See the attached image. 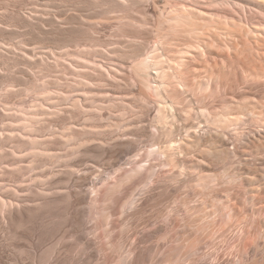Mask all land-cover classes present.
<instances>
[{"label": "bare ground", "instance_id": "6f19581e", "mask_svg": "<svg viewBox=\"0 0 264 264\" xmlns=\"http://www.w3.org/2000/svg\"><path fill=\"white\" fill-rule=\"evenodd\" d=\"M92 1L96 6H108L105 13L118 14L114 18L118 22L116 29L121 34L119 37H129V50L118 45L107 52L103 48L104 52H99L96 58L109 59V66H104L102 59L100 62L94 60L95 55L89 51H73L70 58L79 68L69 64L78 77L77 86L101 90V83H96L106 78L117 85L119 74L127 68V79L137 80L138 83L131 84V92H126L132 93L129 104L124 103L126 96L123 92L117 95L111 93L108 99H99L97 103L90 102L96 112L120 105L121 114L112 121L101 114L102 117L97 119L87 118L92 121L91 124L63 125L59 130L38 128L37 124L44 121L40 120L43 119L41 116L56 114L62 107V101H69L74 109L86 110L78 95L92 94L78 91L75 97V93L69 94L74 89L69 85V91L63 95L58 91L61 87L58 84L52 88L59 95L57 101H53L55 98L49 95L41 103L38 102L36 108L29 111L19 108L20 112L11 111L6 104L0 105V119L7 122L0 127V264H7L5 246H11L20 253H25L24 248L28 247L31 264H53L60 241L37 250L33 246L36 236L32 231L36 225L47 227L58 219L65 223L66 220L70 221L69 238L76 242L82 253L88 254L89 263L97 264V244H102L101 239L110 236V226L115 222L113 217L117 216L124 223L129 222V217L138 214L144 205L136 204L135 199H131L133 188L139 182L145 183L144 180L159 184L162 179L165 180V173L175 187L183 185L185 190H192L191 194H199L204 199L200 207H192L189 199L174 196V201L185 209L187 219L174 237L182 244H169L171 251L184 248V254H188L186 258L191 257L192 260V256H197L199 246L214 247L219 243L228 250L220 246L226 251L224 256L229 255L234 264H264V0ZM148 2L153 5L157 16H154L157 21L152 20L153 24L149 22L150 13L144 7ZM130 13L138 15V18L129 16ZM108 18V15L104 16L106 21ZM126 27L136 30L132 36L124 33ZM149 29L155 39L151 46L148 42L143 43V40L139 42V32ZM29 54L25 50L26 61L32 58ZM62 54H69V50L58 54L57 58L52 54L56 59L54 64H59ZM85 70L96 72L98 78ZM47 89L46 84L37 86L39 91ZM188 94L196 97L194 102L188 98ZM68 96L75 98L68 99ZM197 97H202V102ZM128 108L140 112V116L137 114L140 122L151 111L155 112L151 124L141 126L137 122L136 125L128 123L122 118ZM14 121L20 124L16 125L18 122L14 124ZM183 122L194 126L185 130L182 128ZM178 123H181V127ZM112 127L116 128L114 134L110 131ZM232 127L239 129L235 137L243 143L244 150L241 152H244H239L242 157L235 151L231 152L225 144V136L232 132ZM206 131L218 141H210L205 136L208 134ZM140 135H150L158 143L150 142L147 150L128 156L123 162L129 152V138L138 140ZM199 146V158H196L197 154L193 158L191 154ZM222 154H234L235 159L241 157V163L248 168L244 173H230L229 166L224 164L220 172L214 173L208 162L223 161ZM101 155L110 160V172L105 176L95 175L93 168H81L86 161ZM153 156L161 160L159 167L168 166V170H156L149 163ZM46 168L48 172L42 174ZM145 172L148 178L143 177ZM191 173L195 175L191 176ZM239 183L245 188H240L245 190L244 196L228 193V189L221 197L215 193L220 186L227 188ZM86 189L87 195L84 196L82 193ZM176 192L174 195H177ZM219 197H223V200ZM109 203L113 205L110 210H101L103 205ZM83 205L87 206L85 210L82 209ZM160 214H156V219L147 218L150 220L147 222L146 219L147 224L144 221L146 228H152L155 234L167 221L166 214ZM84 221L89 228L84 227ZM165 235L158 237L155 246L158 251L164 249L162 239ZM4 237L10 241L8 244L3 241ZM106 240L102 246L110 247L107 244L110 240ZM20 242L25 245H20ZM129 245L126 251L135 256L136 264L140 249ZM16 258L10 260L17 264ZM182 258L185 259V256ZM177 259L170 257L167 263L180 264V258ZM142 261L147 263V258L144 257Z\"/></svg>", "mask_w": 264, "mask_h": 264}, {"label": "rangeland", "instance_id": "374dc122", "mask_svg": "<svg viewBox=\"0 0 264 264\" xmlns=\"http://www.w3.org/2000/svg\"><path fill=\"white\" fill-rule=\"evenodd\" d=\"M152 6L153 5L151 4V2H148V4H146L144 7H146V11L150 13L149 22L153 24L154 21L152 22V20L157 21V18L155 19V17L157 16L155 12L153 11ZM107 8L108 6L94 5L92 0H0V105L6 104V106L12 109L11 111L16 110V112H20V110H18L19 108L26 109V110L36 108L37 107L36 104H38V102L41 103L44 97L49 96V95L50 96L52 95L51 97L55 98L53 99V101H57L60 99L59 95L58 93L53 91L54 89L52 88H53V85L59 84V86L61 87L59 88L60 90L58 89V91L62 92V94L63 93L65 94L67 91H69L68 90L69 85L70 87L74 86V89H72L71 92H69V94H74V93L76 94V92L78 91L79 92L86 91V94H92V96H82V94L78 95L80 97V100L83 103L84 108H86V110L74 109L71 106L69 101H62L61 103L62 107L60 110H58L56 114H52V115L49 114L48 116L44 115V117L41 116V118L43 119H40V120H44V121H40L37 124L38 128L42 126L43 128L47 127L45 129L55 128L59 130V128L61 129L65 125L66 126H76V124H79L82 122L91 124L92 121L87 120V118L97 119L103 116L104 118L109 117V120L111 119L113 120L114 117H117L118 115H120L121 114L120 105L109 108L110 110L104 109L101 112H96V110L93 109V107H91L90 102L96 101L97 103V100L99 101V99L105 100V99H108L109 96L113 94L117 95L118 92H123L125 93L124 96H126L124 97L126 101L124 103L129 104V102L132 99L131 98L132 93L128 94L129 92H131L129 90L131 87L130 85L137 84L138 82L137 80L135 81V80L127 79V74L129 75L128 68L127 70H124L123 73L119 74L117 85L111 80H109L108 78H106L105 80H102L103 82L101 81V82L96 83V84L101 83L100 85L103 86V89L96 90L95 88L77 86L78 77L74 74V68H79V67L76 66V63L74 64V62H72L73 60L72 57L70 58L71 53L79 49V50H86L87 52L89 51V53H91L92 55H95L93 59L100 62L102 58L100 57H99L100 59L96 58L98 57L99 52L102 53L104 52V50H106L107 52L111 50V48H115L116 45L120 46V48H124V49L128 48L126 50H129V42H128L129 37L128 36L127 38L126 36L125 38L119 37L121 34L119 35V32L116 29L118 22L114 18L118 14L117 13H105L104 11ZM105 15H108L109 17L107 21L104 19ZM134 15L135 14H131V13L129 14V16L131 17L136 18L137 16L138 18V15H135V16ZM150 30L151 29L145 30V32L142 31V33L139 32L140 35L139 33L135 32V34L137 33L136 35H139L141 37L139 39V42L143 40L142 41L143 43L148 42L147 44L149 46L153 45V43L155 42V39L153 38L154 34L152 35V32ZM134 31L136 30L128 28V27L124 29V33H127L126 35L129 34V36H132V33L134 34ZM102 44L103 46H100ZM140 46L137 45V48H140ZM25 50L29 51L30 53L29 56H32L31 60L26 61L24 59ZM66 50L67 51L69 50V54H65V55L62 54L63 56L61 57L59 64L57 63L54 64L56 62V59L52 57V54H54V56H56L57 58L59 56L58 54H61L65 52ZM22 52H24V54H22ZM62 60H64V62H62ZM108 61L110 62L109 59H102L101 63L105 62L103 63L104 66H107V65L109 66ZM69 62L73 64L72 66H74V68H70L71 65L69 64ZM64 67H66L67 69L64 70L63 69ZM80 70H83V69H80ZM85 71H88V70H85ZM88 72H90V74L93 73L92 76L94 78H98V75L96 72L94 73L91 70ZM43 84H46L48 86V89L44 91L37 90V86H41ZM26 88H29V90L25 91ZM104 88H107V89H104ZM54 92L56 93V96H54L55 94ZM104 92H106L107 94H105ZM41 93L44 94V96H42ZM66 95H68V93ZM68 97H69L68 99L75 98L77 97V94L75 97L74 96H68ZM188 98L192 99L194 102L195 101L194 99L196 97L193 96L192 94H188ZM198 99L199 101L201 100L200 102H202L203 100L202 97ZM87 100L89 103L87 102ZM45 106H48V105L45 104ZM48 108H45V109L47 110ZM134 112L136 115L134 114ZM137 114L138 116H140L139 111L137 110L131 111L130 108H128L122 118L124 120H127L128 123L131 122V123H135L136 125V122H137L141 126H147L151 124V120L153 119L155 112L151 111L149 115L143 119L142 122L139 121V117L137 116ZM16 122H18V124H16ZM2 124L6 125L7 122L4 123L0 119V127H2ZM14 124L19 125L20 122L14 121ZM178 124L181 127V123H178ZM48 126L50 127L48 128ZM191 126H194V125H189L187 122H183L182 128L186 130L188 127H191ZM197 127H200V126L197 125ZM154 130H151V131H154ZM191 130L192 129L187 130V132H190ZM196 130L198 131V129ZM110 131L113 132L114 134V132H116V128L112 127L110 128ZM238 131L239 129L234 130V128L232 127V130H230L231 132L230 134L232 136L230 134L225 136V142H226L225 144L227 148L229 147L228 149H230V151L231 150L233 152L235 151V153L237 154L241 152V150H244L243 143H241L239 140L237 141L238 137L237 138L235 137V134ZM201 132L203 133V131ZM206 133L209 134L208 131H206ZM43 134L45 135L46 132H44ZM208 134H205V136L208 139L210 138L209 139L210 141H218L212 133H210L209 135ZM140 136L137 137L138 140H134V138L133 139L129 138L130 148H129L128 154L124 156L122 160L123 162L126 161V158H128V156H132L133 154H138V152H143L147 150L150 146V142H152V144H153V141L154 143H158V140L151 139L150 135H148V137L146 135H142L141 137ZM138 142H140V144ZM145 146L146 148H144ZM199 148H200V151L198 150ZM195 149L194 150L196 152L194 151V153L191 154L193 158H195L196 154L198 155L201 152L200 146L196 147ZM243 152L244 151H242L241 154ZM233 155L234 154H230L229 156H227L225 154H222L223 161L208 162V166H210V170L214 171V173H218L222 170L223 165L226 164L229 166L230 173H240V172L244 173V171L248 167L245 168L244 165L241 163L240 158L242 157V155H240L239 153L241 157L238 156L237 159H235ZM196 158H199V155ZM178 160H181V159H178ZM109 161H110L109 158L108 157L106 158V156H103V155L95 156L91 158L90 160L86 161L85 164L81 166V168L83 167L93 168L96 171L95 175L100 174V175L105 176L106 174L110 172V170H108L109 163H110ZM149 163H151V165H154L156 167L155 168L156 170H159V168H161L160 170L166 171L169 168L168 166L167 167L158 166L159 164L161 165V160H159L158 156L151 157V161ZM147 164L145 165L148 166ZM255 171L251 169L252 173H255ZM47 172H48V169L46 168V172H42V174H46ZM185 173L188 174V171H185ZM165 174L169 178V175L167 173ZM146 175L147 173L145 172L143 177L145 178ZM190 175L194 176L195 174L191 173ZM166 176L164 177L165 180L162 179L161 183L159 184H153L150 182L148 183V181L146 180L144 181L145 183L147 182L148 184H145L144 182H139L137 183L138 185L136 184L137 185L135 186L136 188H133L131 192L132 193L131 199L133 200L135 199L134 201L136 202V204L143 203L144 205L142 208H140V212L138 214H136L133 217L132 216L129 217L130 220L129 218L126 220V221L129 220V222L125 221L126 223H124L121 219L119 221L117 216L113 217V221L115 222H113V225L110 226L111 228V231L109 234L110 236L106 238L110 240V242L109 241L107 242V244L109 243L110 247H108L107 245L106 247L105 245L102 246L103 244H106L105 241L107 240L105 239V237H104L105 240L103 238L101 239L100 243L102 244H97L99 245L97 247L98 248V254L96 258L97 264H124V263L134 264L133 257L135 256H133L132 253L128 252V250L126 251V249L129 248L128 247L129 244H130L129 245L130 247L132 245L140 249V255L137 260L139 262H137L136 264H151V261L153 262L152 264H168L167 261L170 257L174 259H177V258L181 259L183 256H185V259L184 258H182L181 260L177 259L178 262H180V264H229L228 262H230V264L231 263L234 264L235 261H233L232 259L230 260L231 257L228 255L229 252L227 254L229 257V260L227 259L228 258L227 256H224L226 255L225 254L226 251L223 250L225 248L222 247V245L219 243H217V246H215L216 244H214V247L212 245L208 247L207 245H204V244L202 246H199L198 247L199 249L197 250V253L195 255L197 256L199 254L200 255L198 257L192 256L193 257L192 260L190 259L191 257L190 258L188 257V259L190 260L186 258L188 254L185 255L186 250L184 248L178 247L177 251L175 250H172L174 252L171 251V246H176V244L179 246L182 244L181 240H178L177 238H174V237L177 234V232L181 231L182 225L183 226L185 225L186 223L185 219H187V216H186L187 214H186L185 209L182 208L181 204H179L178 202L176 203L174 201L175 197L177 196L180 199L181 198L182 199L186 198L187 200L189 199V203L192 205V207L193 206L200 207V205L203 204L204 199L199 194L195 195V193L193 194V192L191 194L192 190H189V189L185 190L184 189L185 187L183 185H180V187L182 188H180L179 185L178 187L177 186L175 187L170 181V178L168 179ZM146 177L148 178V176ZM142 185L144 187H142ZM240 185L241 184L239 183L234 186H229L227 188L224 186H220V188H216L215 193L221 197L222 195L226 194L224 190L228 189L229 191L228 193L230 192L238 193L239 196L241 195L244 196L245 190L243 191V189L245 188ZM241 187L243 189H240ZM175 189H177L176 190L177 192L175 191ZM86 191L87 189L83 191L82 193L84 196L87 195ZM175 192L177 195H174ZM220 199L223 200V197ZM142 201H145V202H142ZM105 203L106 202H104V204ZM112 203L103 205L102 206L103 208H101V210L102 209L106 211L110 210L113 206L111 205ZM86 207L87 206L83 205L82 209L85 210ZM170 212H172V214H170ZM159 213H162L160 215L166 214L165 216H166L167 221L162 224L161 229L162 227L163 229L162 230L160 229L159 233L155 234L152 228H148V227L146 228V224L148 221H150L148 219H151V220L152 218L156 219ZM152 215L156 217L154 218L152 217ZM146 219H147V222H146ZM144 221L146 222V224ZM66 222L67 223L58 219L53 224L47 227L36 225V228L34 227V231H32V233H34V236H36L35 237L36 242H34V245H33L34 248L37 250L46 249L47 247L52 246L57 241H60L59 242L60 247H58L59 251L55 257L53 264H91L87 260L88 254L82 253L79 250L76 242L73 239L69 238L70 230H69L68 223H70V221L66 220ZM83 223L85 224L86 221H84ZM122 223H124L125 225ZM127 223L129 224V227ZM121 226H125V227L122 228ZM84 227L87 229L88 225L85 224ZM125 228H127V230ZM172 228L174 229L172 230ZM165 234L166 235L169 234V235L166 237ZM131 235H133L134 238ZM164 235L166 238L164 237L163 238L164 240L162 239V243L165 244L163 246L165 250L162 249L161 251H158L155 248L158 237L164 236ZM139 236L141 237L139 238V240H137ZM170 239L173 241V244ZM3 241L5 242V244H8L9 240L7 241L6 237H4ZM169 241H171V243H168ZM21 244L22 246L25 245L24 242L22 243L20 242V245ZM118 245H120L119 249H118ZM220 246L223 249L220 248ZM28 249H29L28 247H25L24 248V250H26L25 253H20L11 246H5L4 248L5 256L6 258H8L7 264H14L15 262L10 259L11 258L13 259L14 257L16 258V256H17L16 259H18L17 264H31V259L29 256ZM156 252L159 255H157ZM128 255H130V257ZM120 256L123 257L124 259L122 258L121 260ZM175 256L177 258H175ZM144 257L147 258V263L142 261ZM117 258L120 260H118Z\"/></svg>", "mask_w": 264, "mask_h": 264}]
</instances>
